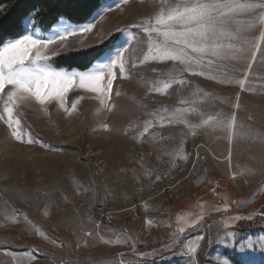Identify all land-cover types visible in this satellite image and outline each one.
Instances as JSON below:
<instances>
[{
	"label": "rangeland",
	"instance_id": "374dc122",
	"mask_svg": "<svg viewBox=\"0 0 264 264\" xmlns=\"http://www.w3.org/2000/svg\"><path fill=\"white\" fill-rule=\"evenodd\" d=\"M165 10L161 0H101L85 24L23 21L22 35L37 39L95 23L49 45L46 70L92 73L122 49L125 69L113 67L110 92L107 75L95 92L77 80L63 107L17 101L23 140L0 120V264H264V54L248 45L241 59L204 57L213 63L192 65L197 74L153 60L163 37L131 26ZM240 19L241 37L264 48V21ZM94 49L104 54L86 70L53 64ZM207 115H234L238 134L203 125Z\"/></svg>",
	"mask_w": 264,
	"mask_h": 264
},
{
	"label": "snow or ice",
	"instance_id": "6c2138e0",
	"mask_svg": "<svg viewBox=\"0 0 264 264\" xmlns=\"http://www.w3.org/2000/svg\"><path fill=\"white\" fill-rule=\"evenodd\" d=\"M123 2L127 3V0ZM161 3L166 5V10L157 15L154 20L131 26L142 29L148 33L149 38L153 33L157 37H163L162 42L157 40L152 46L153 60L179 61L187 66L186 70L197 74L192 65L207 63L210 66L213 63L211 59L205 62L204 57H215L221 60L241 59L248 45L251 49L264 54V48L259 42L250 41L240 35V26L248 23L240 17L255 14L260 21H264V2L184 0L183 3L168 4L167 0H161ZM94 27L95 23H89L80 28L68 27L61 23L60 31L48 39H37L33 35L26 34L8 42L0 36V93L4 94L0 96V101L3 102L0 120L13 129L12 135L17 139L23 140L18 130L20 121L13 115V106L17 101L34 97L40 104H44L48 100L58 99L63 107L64 94L74 82L78 80L80 87L90 91H100V82L106 75L110 77L107 79V90L111 91L112 81L116 78L112 69L119 64L120 72L124 71L125 65L121 57L126 49H122L114 59L101 64L100 68L92 73L52 72L46 70L41 64L48 61V56L44 54L45 50L56 40L65 41L66 37L75 36L77 33H90ZM259 39L264 41V33ZM193 53L197 55H192ZM252 59L255 60V51L252 53ZM249 67H251L250 64ZM199 74L205 75L203 72ZM237 82L243 86V81ZM167 86L166 84L165 87ZM6 87L8 91L5 93ZM173 119L183 120L180 109L173 114ZM202 123L226 132L229 139L238 134L235 131L237 125L234 115L225 119L207 115ZM26 142L34 143L31 138H28ZM190 251L195 252V249Z\"/></svg>",
	"mask_w": 264,
	"mask_h": 264
},
{
	"label": "trees",
	"instance_id": "16d2710c",
	"mask_svg": "<svg viewBox=\"0 0 264 264\" xmlns=\"http://www.w3.org/2000/svg\"><path fill=\"white\" fill-rule=\"evenodd\" d=\"M101 0H0V36L7 41L20 37L23 21L33 15L34 23L45 31L50 30L61 19L72 24H85L99 9ZM91 54V55H90ZM104 54L102 50L84 52L81 56H91L87 66H81L79 56L63 55L55 59L57 68L88 69Z\"/></svg>",
	"mask_w": 264,
	"mask_h": 264
},
{
	"label": "crops",
	"instance_id": "0c3cea01",
	"mask_svg": "<svg viewBox=\"0 0 264 264\" xmlns=\"http://www.w3.org/2000/svg\"><path fill=\"white\" fill-rule=\"evenodd\" d=\"M258 113H259V111H258ZM257 115L260 116V114H257ZM258 118H259V117H258ZM245 138H246V137H245ZM245 138H244V139H245ZM246 139H247V138H246Z\"/></svg>",
	"mask_w": 264,
	"mask_h": 264
}]
</instances>
